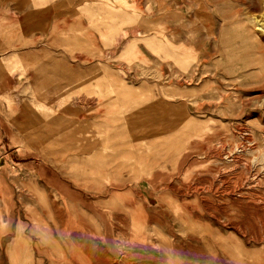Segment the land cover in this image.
<instances>
[{
  "label": "rangeland",
  "instance_id": "rangeland-1",
  "mask_svg": "<svg viewBox=\"0 0 264 264\" xmlns=\"http://www.w3.org/2000/svg\"><path fill=\"white\" fill-rule=\"evenodd\" d=\"M254 3L0 0V264H264Z\"/></svg>",
  "mask_w": 264,
  "mask_h": 264
},
{
  "label": "bare ground",
  "instance_id": "bare-ground-1",
  "mask_svg": "<svg viewBox=\"0 0 264 264\" xmlns=\"http://www.w3.org/2000/svg\"><path fill=\"white\" fill-rule=\"evenodd\" d=\"M259 1H261V0H259ZM243 2H244V1H243ZM263 2H264V0H263ZM244 3H245V2H244ZM250 3H251V2H249V4H250ZM253 3H254V0H253ZM255 3H256V1H255ZM255 3H254V4H255ZM260 3H261V2H260ZM260 3H259V4H260ZM242 4H243V3H242ZM249 4H248V6H249ZM251 4H252V3H251ZM251 4H250V5H251ZM263 4H264V3H263ZM245 6H246V5H245ZM252 6H254V5L252 4ZM243 7H244V6H243ZM249 7H250V6H249ZM251 8H252V7H251ZM260 8H261V10H262V8H263V10L261 11V13H260V15H259V16H260L259 19H257L256 15H255V16L253 15V17H252V14H251V17H252V18H251V17H249V18L252 20L251 23H254L255 26L257 27V29H258V30H261V31L264 33V7H263V5H262V7H261V4H260ZM249 10H250V9H249ZM236 11L238 12V11H240V10H236ZM238 15H239V14H238ZM257 15H258V14H257ZM250 19H249V20H250ZM261 19L263 20L262 22H260ZM251 20H250V21H251ZM254 24H253V25H254ZM257 29H256V30H257ZM262 32H261V33H262ZM263 35H264V34H263ZM75 149H76V150H81L82 148L80 149V147H76Z\"/></svg>",
  "mask_w": 264,
  "mask_h": 264
}]
</instances>
